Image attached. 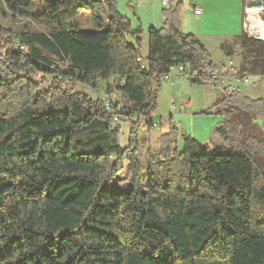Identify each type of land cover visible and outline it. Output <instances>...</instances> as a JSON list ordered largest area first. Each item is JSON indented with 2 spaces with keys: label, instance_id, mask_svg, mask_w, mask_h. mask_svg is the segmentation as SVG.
<instances>
[{
  "label": "trees",
  "instance_id": "trees-1",
  "mask_svg": "<svg viewBox=\"0 0 264 264\" xmlns=\"http://www.w3.org/2000/svg\"><path fill=\"white\" fill-rule=\"evenodd\" d=\"M37 1L0 0L4 15L34 26L0 25V264H264V97L223 84L205 46L180 30L179 5L147 29L141 58V30L116 0ZM81 11L93 31L81 29ZM253 63L264 68L261 52ZM179 65L191 84L222 87L212 107L226 146L170 125L143 174L139 136L152 127L154 86ZM99 82L102 99L73 93ZM113 114L131 119L124 146ZM125 163L129 187L112 190Z\"/></svg>",
  "mask_w": 264,
  "mask_h": 264
},
{
  "label": "rangeland",
  "instance_id": "rangeland-1",
  "mask_svg": "<svg viewBox=\"0 0 264 264\" xmlns=\"http://www.w3.org/2000/svg\"><path fill=\"white\" fill-rule=\"evenodd\" d=\"M33 8L38 7V1H35ZM163 0H116V9L118 13L130 21L131 29H140L142 45L140 49L141 58H144L147 52V29L149 26H162ZM243 0H169L170 6L175 9L179 5L180 30L184 34H192L200 39L210 56L211 61L219 69L217 77L223 80V84L229 85L233 89L243 91L250 99L264 97V74L261 64L253 63V60L261 52L264 56V41L258 39L253 28L247 33L255 40L263 42L262 44H253L237 38L243 32L244 22V4ZM193 5L199 7L203 14L196 16L193 12ZM239 5V6H238ZM103 20L107 21V14H102ZM81 24V29L93 31L94 25L91 21L90 13L81 11L77 17ZM254 23V22H253ZM0 25L12 30L14 33L23 29L24 26L34 27L30 21L25 19H12L9 15L3 14L0 10ZM248 36V35H247ZM233 38V39H232ZM224 39V40H223ZM129 40L131 41L130 37ZM222 41L218 44V42ZM220 45V46H219ZM13 44V49L16 50ZM254 73V74H253ZM256 73V74H255ZM262 73V74H261ZM170 74L176 75L174 69ZM106 82H99L96 88H90L82 84L72 85L73 93L88 95L91 99H102L103 88ZM18 85L16 84L11 93L10 101L17 102L21 100L20 96H14ZM156 92V107L151 113L152 121L157 123L156 128L144 129L139 136L138 160L144 169L147 166L148 151L157 153L158 139L160 133L168 131L169 126L180 124L179 131L189 132L193 138L199 142L211 143L216 146L225 147L226 143L216 132L221 116L215 114L216 109L212 105L224 97L222 87H214L210 84H191L187 77L175 78L173 82L165 81L160 77L158 84L154 86ZM115 101H118V94L112 95ZM172 100L183 101L186 107L181 112H171L170 102ZM6 101V100H4ZM9 102V103H11ZM132 121H138L136 116H132ZM264 125L263 121H259ZM131 119L125 115H118V120L114 121V128H118L116 139L119 145L124 146L127 143L131 128ZM263 127V126H262ZM247 131L250 128L247 126ZM192 132V133H191ZM264 137V127L262 130ZM213 135V136H212ZM215 142V143H213ZM262 172V181L264 182V154L259 153L256 157ZM129 166L124 164V169L112 179L111 189L124 191L129 187ZM144 176V182H145ZM122 189V190H119ZM195 264H212V262L197 261ZM223 264V263H219Z\"/></svg>",
  "mask_w": 264,
  "mask_h": 264
},
{
  "label": "built area",
  "instance_id": "built-area-1",
  "mask_svg": "<svg viewBox=\"0 0 264 264\" xmlns=\"http://www.w3.org/2000/svg\"><path fill=\"white\" fill-rule=\"evenodd\" d=\"M163 3V6L164 8H169L170 7V2L169 0H163L162 1ZM193 12L196 16L200 15L202 13V10L199 8V7H195L193 5ZM261 14H264V2H263V5H262V8H261V11L258 12L257 14H251V13H248L246 8L244 7V23H243V26H244V32L250 36L248 33H247V27H248V24L250 25L249 26V32L252 33L253 31V28L254 27H257L258 30H255L253 32H256L257 34V38L258 39H261L264 41V16H261ZM254 22V23H253ZM260 23V24H259ZM139 64L141 66V68H145L146 65H145V62L142 61L141 59H139ZM175 71H176V75H173L170 74L171 70L164 74L162 77L165 81H171L173 82L175 80V78H183V77H186L188 76V72L186 70V68L184 66H177L175 68H173ZM262 77H264V74L262 75ZM114 103L113 100L109 99V100H105V106H106V110L109 111L110 113L112 112L111 110V104ZM186 107V103L183 102V101H177V100H172L170 102V111L171 112H174V111H177V112H181L185 109ZM123 108V105H119L118 108H117V111H121ZM118 115L119 114H113V121H117L118 120ZM263 123H264V120H263ZM158 125L157 123L153 122L152 123V128H156ZM179 126L180 124H176L174 127H176L177 129H179Z\"/></svg>",
  "mask_w": 264,
  "mask_h": 264
},
{
  "label": "water",
  "instance_id": "water-1",
  "mask_svg": "<svg viewBox=\"0 0 264 264\" xmlns=\"http://www.w3.org/2000/svg\"><path fill=\"white\" fill-rule=\"evenodd\" d=\"M263 5V0H246L245 1V8L248 13L257 14L261 11ZM264 16V14H261Z\"/></svg>",
  "mask_w": 264,
  "mask_h": 264
},
{
  "label": "crops",
  "instance_id": "crops-1",
  "mask_svg": "<svg viewBox=\"0 0 264 264\" xmlns=\"http://www.w3.org/2000/svg\"><path fill=\"white\" fill-rule=\"evenodd\" d=\"M245 1H246V0H243V1H242L243 4H244V7H245ZM238 6H239V5H238ZM202 14H203V12H202L199 16H201ZM244 16H245V15H244ZM243 23H244V22H243ZM162 24H163V21H162ZM149 27L160 28V27H158V26H152V25L149 26ZM243 29H244V26H243ZM243 32H244V30H243ZM241 34H242V33H241ZM241 34H240V35H241ZM240 35H239V36H240ZM239 36H237V38H238ZM197 39H198V38H197ZM232 39H233V38H232ZM198 40L203 44V42H202L200 39H198ZM223 40H224V39H223ZM223 40H222V41L219 40L218 44L221 43V42H223ZM203 45H204V44H203ZM204 46H205V45H204ZM219 46H220V45H219ZM146 54H147V52H146ZM146 54H145V56H146ZM145 56H144V57H145ZM242 92H243V91H242ZM244 95H246V94L244 93ZM246 96L248 97V95H246ZM220 122H221V121H220ZM178 124H179V123H178ZM183 131H184V130H183ZM186 133L190 134L189 132H186ZM191 133H192V132H191ZM190 135H191V134H190ZM192 135H193V133H192ZM192 135H191V136H192ZM212 136H213V135H212ZM157 139H158V138H157ZM200 143H203V142H200ZM213 143H215V142H213Z\"/></svg>",
  "mask_w": 264,
  "mask_h": 264
},
{
  "label": "bare ground",
  "instance_id": "bare-ground-1",
  "mask_svg": "<svg viewBox=\"0 0 264 264\" xmlns=\"http://www.w3.org/2000/svg\"><path fill=\"white\" fill-rule=\"evenodd\" d=\"M260 24V23H259Z\"/></svg>",
  "mask_w": 264,
  "mask_h": 264
}]
</instances>
